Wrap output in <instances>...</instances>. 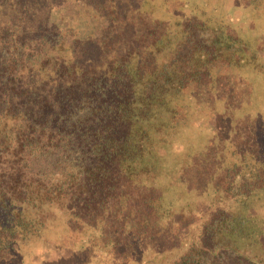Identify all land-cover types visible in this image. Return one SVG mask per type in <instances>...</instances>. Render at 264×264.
<instances>
[{"label":"trees","instance_id":"trees-1","mask_svg":"<svg viewBox=\"0 0 264 264\" xmlns=\"http://www.w3.org/2000/svg\"><path fill=\"white\" fill-rule=\"evenodd\" d=\"M35 2L0 4V264H264V1L100 0L92 44Z\"/></svg>","mask_w":264,"mask_h":264},{"label":"rangeland","instance_id":"rangeland-1","mask_svg":"<svg viewBox=\"0 0 264 264\" xmlns=\"http://www.w3.org/2000/svg\"><path fill=\"white\" fill-rule=\"evenodd\" d=\"M1 1L2 0H0V4H1ZM24 1H26L28 4H31L34 1H36L35 3H38V2L44 3V5L41 6L40 10H38L37 12L34 10V12L39 16V18L43 19V21H41L43 22L40 25L41 27L47 24H49L50 26V24L55 23L56 25L55 27H58V29L61 30L60 32L62 34H66L69 31L70 27H73V29L79 32L78 37H81L82 40L88 42L89 44L97 43L100 40L106 39L108 37L107 35H109L108 30L105 28L106 26L100 22L101 21L100 19L99 20L97 19V14L100 13L97 9L101 7L102 5H104L106 2H100V0L98 1L92 0L91 6L88 9H85L84 7H82L83 9H81V7L77 9L78 3L76 2V0H24ZM206 1H208L212 6V4H215L219 1L228 3L230 0H206ZM227 6L228 5H225V7ZM212 7L216 8V6H212ZM33 9H34V6H33ZM0 10H2L0 11V14H2V19H5V22H8V21L14 22L13 19L16 17L15 16L16 14L13 13L14 11L12 12V9L10 7L7 6ZM208 10H209V13H212V9L210 6H208ZM22 14H25V19L23 21L22 28L24 27L25 29H27V27L29 28L31 26L29 24L32 22H29V21H31L30 20L31 17H33L34 19V15H32L31 13L29 16H27V12L22 13ZM52 29H56V28H52ZM172 38L174 40L177 39L176 36ZM209 38H210V32H207V31L198 32L196 34H192V36L186 41V45L192 47V46H195L197 42H201ZM67 39L69 38L67 37ZM176 41L183 44V40L181 39L176 40ZM64 43L66 42H62V44ZM66 44L67 45H65V47H67L70 50L72 45L75 43L73 42L71 43L70 41ZM9 45H8V48H9L8 55H12V57H8V58H13L16 51L19 52L25 48V47H22L21 44H18V43L11 44L10 46ZM100 53L102 55H100L99 53H94L93 56H95V58H98L101 61L102 65H104V68L106 66L108 67V64L111 63V60H112L111 51L102 49L100 50ZM124 55L126 54H122L121 57ZM74 58L75 56L71 55V53L67 57V59L70 60L71 62H72V59ZM123 61L132 63L135 67L138 65V63L141 62L137 58L136 59L132 58L130 60L126 58ZM164 61H166V59L162 58L160 61H158L157 65L163 63ZM194 210H196L197 213H200L199 208H194ZM88 217H89L88 219H90V216ZM182 217L184 219L185 218L188 219V220L185 219L186 221H190L194 219V213H191L189 211L184 212L182 214Z\"/></svg>","mask_w":264,"mask_h":264}]
</instances>
